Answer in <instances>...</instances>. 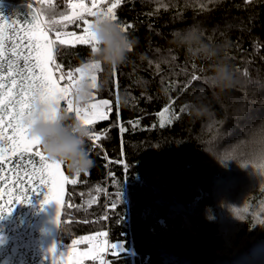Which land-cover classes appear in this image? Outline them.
<instances>
[{
  "label": "trees",
  "instance_id": "1",
  "mask_svg": "<svg viewBox=\"0 0 264 264\" xmlns=\"http://www.w3.org/2000/svg\"><path fill=\"white\" fill-rule=\"evenodd\" d=\"M3 1L36 6L67 78L94 61L92 46L57 39L81 32L82 20L52 21L77 2L116 3ZM114 12L135 43L124 63L96 71L94 96L111 102L110 118L88 126L99 137L87 143L89 171L63 164L59 251L106 232L128 248L107 264H264V0H119ZM188 26L216 56L177 46L172 33ZM218 61L234 75L227 91L204 82ZM74 105L62 100L67 122L77 120Z\"/></svg>",
  "mask_w": 264,
  "mask_h": 264
},
{
  "label": "snow or ice",
  "instance_id": "2",
  "mask_svg": "<svg viewBox=\"0 0 264 264\" xmlns=\"http://www.w3.org/2000/svg\"><path fill=\"white\" fill-rule=\"evenodd\" d=\"M119 0L116 3H112L111 7L106 10L100 9L96 4H93L92 9L87 8L85 3H74L70 7L73 10L71 16H64L61 20H53L52 24H61L64 21L74 22L82 20L86 25L84 28V35L75 36V40L79 44L91 45V53L96 50L97 41L95 35L92 32L93 21L88 20L86 17L96 18L99 15L110 17L112 20L118 23L117 15L114 9L117 7ZM30 8L31 4L28 5ZM16 23H19L16 21ZM33 31L30 36L31 49L28 55H24L25 60L23 73L16 71L15 60L5 56L4 44L0 42V61L9 60L7 71L0 73V111H3L7 116V123H5L4 116H0V129L7 130L8 134L5 135L3 130H0V140L3 141L7 147H0V171L3 170L5 164L19 156L23 159L26 155H34L39 158V168L35 164L32 165L34 172L39 173V179L34 182L31 188L26 187L19 195L14 196L12 199L6 200L4 203H0V214H10L13 205L21 203L27 197L29 192H37L35 184L46 185L52 184V188L45 192L43 204L55 203L57 206L56 223L60 224V198L56 191L57 187L62 191L63 185L59 184V181L67 182L68 177L62 174L61 168L63 163L59 161H51L46 158L45 154H42L40 141L35 138H31L27 134V129L30 123L37 117L43 116L45 118H58L63 117L59 102L61 100H67L68 111H72L74 100V89L76 85L84 78H89L92 82L93 88L97 87L96 71L100 69L101 64L97 61L86 63L81 68H76L75 72L79 73L78 77H74V74L68 73L69 83L66 87H60L57 80L53 78L49 64L53 61V48L55 41L48 38V33L42 27L43 22L38 19L36 13H32ZM8 21L0 19V36L4 27H6ZM123 31L127 29L121 25ZM10 31H14L10 29ZM75 35V34H73ZM57 39L60 44L66 43L64 39H60V33L57 32ZM132 50V49H131ZM130 50V51H131ZM34 53V58L30 61L29 57ZM21 53L13 51L11 57H19ZM31 64V66H29ZM57 69L60 65H56ZM38 70V71H37ZM19 77V79H17ZM63 73L61 79H63ZM194 81L202 80L201 76H193ZM208 80L205 76L204 82ZM9 81V83H5ZM73 99H68V97ZM190 103V102H189ZM76 104V103H75ZM104 105L108 104V101L103 102ZM101 105L95 103H89L85 107H81L76 104L75 113L76 119L83 125L89 126L95 123L93 117L99 116L100 119L107 118L100 112ZM123 131V128L121 129ZM90 140L99 139L93 132L90 133ZM11 154L10 156L8 154ZM31 163V161H29ZM80 175V173H76ZM59 178V181L57 180ZM113 207H115L113 205ZM73 243H77L73 241ZM107 246V244H106ZM115 246L111 245L113 249ZM55 246L49 251L55 252ZM90 255V254H85ZM79 264V262H77Z\"/></svg>",
  "mask_w": 264,
  "mask_h": 264
},
{
  "label": "water",
  "instance_id": "3",
  "mask_svg": "<svg viewBox=\"0 0 264 264\" xmlns=\"http://www.w3.org/2000/svg\"><path fill=\"white\" fill-rule=\"evenodd\" d=\"M31 4L30 8L28 5ZM32 13L38 15V19L43 22L36 6L30 2L13 4L0 0V19L8 21L0 36V42L4 44L5 56L15 60V69L23 73L25 60L24 55H28L31 49L30 36L33 31ZM18 21L19 23H16ZM48 33V38L53 41L52 35L42 24ZM14 31H10L13 29ZM21 53L19 57H11L13 51ZM34 53L29 57L31 61ZM55 60V49L53 48V61L49 64L53 78L61 83L56 74L53 62ZM9 60L0 61V73L7 71ZM31 66V64L29 65ZM38 71V70H37ZM19 79V77H17ZM9 83V81H5ZM62 100L59 102L61 109ZM0 116H4L7 123V116L0 111ZM7 135V130L0 129ZM0 147H7L0 140ZM11 155L10 153L8 154ZM31 161V163L29 162ZM39 168V158L34 155H26L23 159L19 156L12 158L0 171V203L12 199L19 195L26 187L31 188L39 179V173L34 172L32 165ZM62 174L67 176L63 165ZM59 181V178H57ZM63 185L62 191L57 187L56 191L60 198V224L56 223V204H43L45 192L52 188V184H35L37 192H29L21 203L13 205L10 214H0V264H61L59 258L58 236L64 207L68 197L67 182L59 181ZM55 246V252L49 250Z\"/></svg>",
  "mask_w": 264,
  "mask_h": 264
},
{
  "label": "clouds",
  "instance_id": "4",
  "mask_svg": "<svg viewBox=\"0 0 264 264\" xmlns=\"http://www.w3.org/2000/svg\"><path fill=\"white\" fill-rule=\"evenodd\" d=\"M91 30L98 42L92 53L94 61L110 66H119L126 61L135 42L122 30L119 23L110 17L99 15L94 19ZM172 40L189 55L206 59L216 56V49L202 40L196 27L175 30ZM208 83L220 91L234 87L235 79L231 67L224 61H218L208 77ZM93 94L92 82L86 77L74 89L75 103L81 107L87 106ZM90 133L91 130L80 121L67 122L63 117L40 116L27 129L29 137L40 141V147L47 159L62 162L73 173L87 172L94 165L87 149Z\"/></svg>",
  "mask_w": 264,
  "mask_h": 264
},
{
  "label": "rangeland",
  "instance_id": "5",
  "mask_svg": "<svg viewBox=\"0 0 264 264\" xmlns=\"http://www.w3.org/2000/svg\"><path fill=\"white\" fill-rule=\"evenodd\" d=\"M77 3H80V2H77ZM98 3H100V0ZM95 4L97 5V3H95ZM92 7H93V5L88 6L87 8L92 9ZM72 12H73V10H72ZM92 19H88V20L93 21L95 18L93 20ZM85 27H86V25L83 23L82 29L84 30ZM83 30L81 32H73V33H71V35L60 33V39H64L67 44H77V42L75 40V36L84 35ZM73 34H75V35H73ZM79 75L80 74L78 73V76ZM104 101H108V100L95 99V96L93 94L91 103L101 105L100 112L107 117L105 119H100L99 116L97 115V116L93 117L95 122L106 120V119L110 118L111 102L108 101V104L104 105L103 104ZM83 107H85V106H83ZM73 109H74V107H73ZM106 244H107V246H106ZM111 245H114L115 247L112 249ZM125 251H128V248L125 247L124 243H115V244L110 243V241L108 239V233L102 232L99 234L86 236L83 239L77 241V243L72 244L70 246H62L60 251H59V258H60L61 264H77V262H79V264H83V263H86L88 261H93V262L102 264L106 255L108 254V252H109V256H110V253L112 255H117V254H120V252L122 253ZM86 253L90 254V255H85Z\"/></svg>",
  "mask_w": 264,
  "mask_h": 264
},
{
  "label": "built area",
  "instance_id": "6",
  "mask_svg": "<svg viewBox=\"0 0 264 264\" xmlns=\"http://www.w3.org/2000/svg\"><path fill=\"white\" fill-rule=\"evenodd\" d=\"M56 71V74H57V76H58V79L61 81H63V82H65L66 83V85H65V87L67 86V84L69 83V80H68V78L66 77V75H65V73H64V71H63V69H62V67H60L59 69H57V70H55ZM63 73V79H61V74ZM69 99H73L72 97H69ZM75 106V105H74ZM76 107V106H75ZM115 206V205H114ZM116 208V206L115 207H113V205H111V204H107V207H106V210L107 211H109V210H111V209H115ZM108 238H109V234H108ZM111 251V250H110ZM109 251V252H110ZM109 252H108V254L106 255V257H105V259H104V261H103V263L102 264H107L111 259H110V256H109Z\"/></svg>",
  "mask_w": 264,
  "mask_h": 264
},
{
  "label": "bare ground",
  "instance_id": "7",
  "mask_svg": "<svg viewBox=\"0 0 264 264\" xmlns=\"http://www.w3.org/2000/svg\"><path fill=\"white\" fill-rule=\"evenodd\" d=\"M202 96V95H201ZM202 98V97H201Z\"/></svg>",
  "mask_w": 264,
  "mask_h": 264
}]
</instances>
